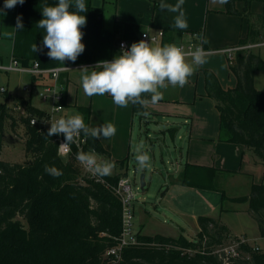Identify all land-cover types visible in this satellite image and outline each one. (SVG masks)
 Listing matches in <instances>:
<instances>
[{"label": "trees", "instance_id": "obj_1", "mask_svg": "<svg viewBox=\"0 0 264 264\" xmlns=\"http://www.w3.org/2000/svg\"><path fill=\"white\" fill-rule=\"evenodd\" d=\"M257 1L262 3L257 25L248 20L246 35L235 45L243 48L235 52V59L229 63L236 78L235 86L223 88L209 69H203V76L205 92L219 112V141L242 144L264 161V88L257 89L253 79L256 70L264 72V59L246 47L264 41V0ZM57 2L25 0L23 5H18L17 16L22 17L23 29L14 32L12 53L22 64L37 61L40 67L63 65L51 60L46 48L43 52L31 51L33 43L42 45L45 35L37 27L43 19L42 8ZM85 2L88 11L82 15L87 23L81 29L85 51L74 63L65 61L64 65L107 60L117 52L121 39H126L130 46L140 41V25L116 21L115 29L109 31L102 25L103 7L93 5L92 0ZM234 3L235 0H229L225 4L226 13H238ZM243 15L249 16L246 6ZM162 30L164 35L171 33V29ZM184 32L192 31H180V35ZM7 109L5 103H0V151L4 121L10 118L13 124ZM25 110L21 120L26 129L24 148L30 154L28 160L9 163L0 158V264H264V250L258 246L255 250L247 241L239 242L237 255L224 262L219 247L229 237V229L219 219L205 215L197 217L199 230L194 239L183 234L138 235L140 244L125 247L118 260L107 262L104 253L114 245L122 230L123 212L121 198L111 187L124 172L106 176L109 186L79 182L74 161L57 154L55 136L48 138V129L39 131L29 123L30 118L40 117L43 112L29 101ZM132 110L139 114L146 112L140 105H132ZM83 111L87 118V109ZM89 148L108 157L99 140L87 137L85 149ZM46 165L62 170L63 175L50 176L45 172ZM115 166L126 167V157L115 161ZM219 172L222 170L187 162L173 182L215 190L213 179ZM229 200L248 203V213L256 221L259 236L264 238V178L260 183H251L247 195Z\"/></svg>", "mask_w": 264, "mask_h": 264}, {"label": "crops", "instance_id": "obj_2", "mask_svg": "<svg viewBox=\"0 0 264 264\" xmlns=\"http://www.w3.org/2000/svg\"><path fill=\"white\" fill-rule=\"evenodd\" d=\"M238 1L239 0H235L234 3L235 9L238 12L236 14L226 13L225 4H219L218 0H214V2H211V0H183V4L178 12H171L161 9L160 5L161 3H165L175 6L179 0H92V4L95 6H102L103 13L105 10L108 11V26H104L103 17L102 25L109 31H113L115 29L116 21L138 24L141 26V31H151L152 34H156L160 29L163 28L171 29L169 36L163 35L161 38L159 43L161 45L173 44L180 38L185 37L182 36L183 33L180 35V31L200 30L202 31V37L206 38L208 42L206 31L211 26L212 21L215 19L214 16H222L221 18L229 26H241L242 23L241 21L239 23L238 19L240 17L241 19L246 20V28L244 33L241 31L238 32V38L228 35H226V38H224V43L236 41L234 44H231L235 46L238 40L246 35L248 20L257 25V15L262 11V3L258 1L261 4V9L254 16H252L251 12L249 11V4L253 0H240L243 3L241 7L237 5ZM18 5L19 4H17L12 9H3L4 0H0V9H3V12H0V62L3 64H7L10 58H14L12 53L13 37L15 32L14 28L16 26ZM245 6L247 11H249V16L243 15ZM180 12L183 13V17L188 24V27L184 30L174 27V19L180 14ZM6 26H9L11 29L4 30ZM223 30L224 29L222 27L220 31ZM209 43L211 44L210 40ZM260 44L262 43H256L254 46ZM204 45L206 48L213 50L212 48H209L208 43H204ZM254 46L249 48L252 50ZM223 54L225 55V53ZM117 55H119V50L114 53L112 58ZM207 56H211L210 53L206 54V63L199 67V69L189 78V82L184 87L181 88L169 86L167 89H162L161 91L163 92L164 98L155 105L150 103L144 107L148 113L147 116L133 112L132 104H129L127 107L123 108L116 106L113 103L112 98L107 95L88 97L84 94L86 98H82L83 101H81L82 99H80L79 96V89L81 91V88H78L76 85V80L79 81V78L85 73L82 71L79 75L77 72L73 71L81 70L83 67H76L63 73L60 81L63 84V100L64 105L66 106L65 113L66 111L70 110L71 113L69 116L73 115V112L81 114L89 127H98L101 124L107 123H112L115 126L116 134L114 136L109 139L101 138L99 140L103 148L108 152V157L105 158L102 156V154L98 153L101 158L114 163L115 161L125 157L126 161H128L127 159L132 149L133 121L136 114L140 116V123L142 120L143 122H147V120H153L154 122H157L159 121V117L170 118L172 121H168L167 119L165 120L168 124L171 123L169 126L170 135L172 134L174 136L176 133H178V130L181 131L177 135V138H180L181 142L178 146H175V152L173 156L175 157V160L178 161L174 170L176 177L183 165L187 162L222 170V172L217 173L213 179V184L217 188L215 190L183 186L173 182L176 177H172L168 187L166 188V191L171 190L173 187V189L178 193V200L176 201L177 207L175 208L177 215H185L186 212L196 211L197 209L201 208L202 204H205L206 207L213 209V212L208 215L210 217L219 219L222 208H220L221 203L219 202V199H217V194L220 193V195H222L220 191H225V185L238 183L242 184L241 182H243L244 193L238 194L237 192H234L230 195L224 193L226 198L225 200H229L230 197L247 195L250 191L251 183L262 182L264 178V161L259 160V158L252 152L251 149L245 147L242 144L219 141V112L215 107L214 100L207 96L205 92L203 69L211 70L217 76L223 88L235 86L236 78L229 69V63L232 62L231 60L227 58L226 70H222L216 64H214L215 61H213L212 56ZM30 64L31 62L22 65L27 66ZM94 66L95 65L88 63V65L84 67H88L90 72L91 68ZM2 72L9 74V72L19 71ZM28 75H30L31 78L36 76L32 74ZM37 77L38 79H36L34 82L31 81V86L39 88L37 92L38 96L42 101L48 103L49 107L48 109H42L41 107L34 106L33 104L31 105L40 109L43 112L42 115H44L46 111H49L51 104L49 99H42L39 93L42 84L48 83L50 79L46 76ZM222 77L227 78L226 83ZM78 83L81 85V81ZM69 87H71V91L68 94ZM24 90H29V92L31 91V89ZM3 93H6V89ZM7 97L8 95L6 94V98ZM15 98V101H17L19 98L23 97L16 96ZM146 99H150V97H147ZM27 101L30 102V98H28ZM8 107L10 108L11 106H7V108ZM22 108L24 113H26L25 106ZM84 108L87 109V118L85 111H83ZM9 119L10 118L6 120ZM10 123L12 126V121H10ZM120 170L121 169L115 166L112 173H116ZM195 195H199L200 199L196 200L194 198ZM246 211L248 213V210ZM196 213L193 216L191 215V219L194 221L197 233L199 230L197 223V217L199 214L196 215ZM179 229L182 232H179L178 235H184L182 228L179 227L176 230ZM176 230L173 229L172 234L165 236L177 237L178 235L175 234Z\"/></svg>", "mask_w": 264, "mask_h": 264}, {"label": "clouds", "instance_id": "obj_3", "mask_svg": "<svg viewBox=\"0 0 264 264\" xmlns=\"http://www.w3.org/2000/svg\"><path fill=\"white\" fill-rule=\"evenodd\" d=\"M228 2L229 0H218L221 5ZM24 3L25 0H4L3 9H12L17 4ZM182 4L183 0H179L175 6L161 3L160 7L178 12ZM3 9H0V12H3ZM87 11L85 0H58L53 6L45 5L42 8L43 19L37 24V27L45 32L42 45L33 43L31 51L43 52L46 48V54L51 60L63 65L65 61L74 63L85 51V44L82 43L84 33L81 29L87 23L82 13ZM174 27L180 30L188 27L182 12L175 17ZM14 29H23L21 16L16 17ZM144 36L145 39L132 43L130 49L121 44L120 54L112 61H99L90 72L88 67H83L81 71L85 74L81 77V86L84 94L88 97L110 96L113 103L122 108L129 104L142 107L150 103L155 105L164 98L162 89L169 86L184 87L199 67L206 63V52L202 45L194 50H185L176 44L157 43L151 31H145ZM149 37L151 42H148ZM197 39L207 43V39L202 36ZM143 115L147 116L148 113L144 112ZM115 134L116 128L112 123L89 127L79 113L53 119L46 133L48 138L60 135L64 137L58 146L61 155H67L71 151V145L81 136L100 140L109 139ZM133 154L139 169L150 167L151 158L147 151L143 150V145L135 146ZM76 159L93 176L101 178L110 176L115 168L114 162L98 159L94 150H81L76 153ZM45 172L54 178L63 175L62 170L54 166L46 165Z\"/></svg>", "mask_w": 264, "mask_h": 264}, {"label": "rangeland", "instance_id": "obj_4", "mask_svg": "<svg viewBox=\"0 0 264 264\" xmlns=\"http://www.w3.org/2000/svg\"><path fill=\"white\" fill-rule=\"evenodd\" d=\"M211 2H214V0H211ZM237 5L241 7L243 5L242 1L239 0ZM260 9L261 4L258 1L253 0L250 2L249 11L251 12L252 16L259 12ZM214 17L215 19L212 21L211 26L206 31V37H208L207 43L209 48L214 50L212 53H210L213 61H215L214 64H216L222 70H226L227 56L222 53L223 51H221V49L233 46L231 44H234L236 41L224 43V38H226V35L238 38V32L241 31L244 33L245 31L246 20L239 17V23L240 21L242 23L241 26H229L221 18L222 16ZM108 18V11L105 10L103 13V24L105 27L108 26ZM222 27L224 30L220 31ZM7 29L10 30L11 28L6 26L4 30ZM209 40L212 45L209 43ZM252 50L264 59V43L254 46ZM73 72H77L80 75L82 71L75 70ZM222 78L226 83L227 78ZM253 79L254 86L257 89L264 88L263 71L256 70L254 72ZM80 81L81 77L79 78V81L76 80V85L78 88H81V91L79 89V96L80 99H82L85 96L82 86L78 83ZM24 85L28 86L31 91L29 92V90H24ZM0 86L6 89V93L0 92V103L5 102L6 106H11L10 108L8 107L9 109L7 110L9 115L13 118L12 126L10 123L11 119L4 121L0 158L9 163H22L28 160L30 154L26 153L24 150V144L27 135L25 133L24 123L21 118L22 116L26 115V113H24V110L21 108L25 106L28 98H30L31 104L41 107L42 109H48L49 105L48 103L42 101L38 96L37 92L39 88L31 86V76L28 74L20 72H9V74H6L5 72L0 71ZM70 91L71 87L68 88V94ZM6 94L8 95L7 98ZM16 96H20L25 99L19 98L17 101H15ZM81 101H83V99ZM70 113V110L66 111L68 116ZM76 113L77 112H73V114ZM139 117L140 116L138 114L134 116L132 149L127 159L128 161H126L127 166L121 169V172H124L123 175H125V173L127 174L131 188L135 193L134 199L131 201L133 213L132 229L134 231V236L137 238L138 235L144 237H150L155 234L168 235L173 233V229L176 230L180 227L183 229L184 235L188 239H194L197 233L194 221L191 219V215L193 216L196 212H198L196 215L199 214V216H206L212 213L213 209L206 207L205 204H202L201 208L197 209L196 211L186 212L185 215H177L175 208L177 207L176 201L178 200V193L173 189V187L171 190L166 191V188L170 183V179L172 177H176L174 170L178 161H176L175 157L173 156L175 152V146H178L181 142V139L177 138L178 133L181 131L178 130V133H176L174 136L172 134L170 135L169 126L171 123L168 124L165 120H172L168 117H159V121L157 122H154L153 120H147V122H143L142 120L141 123ZM137 145H143V150L147 151L151 158L150 167L143 170L137 167L136 161L134 159L133 151ZM69 158L75 162L73 157ZM75 163L74 166L77 168ZM141 173L144 174L145 181L143 189L140 188L139 184V175ZM241 183L242 184L238 183L225 185L226 189L223 193H226L227 195H230L234 192L243 194L244 185L243 182ZM246 190L248 192L247 187ZM194 198L196 200L200 199L199 195H195ZM217 199H219V202L221 203L220 208H222L219 215V220L229 229V237L224 240V243L221 245L223 249L219 250V252L223 254V258L224 256L228 257L226 254V249H228L227 246L230 244L235 245L238 242V239H245L253 246L257 245L261 250H264V238L259 236L256 221L246 211L248 209L247 202L237 203L225 199L223 200L220 193L217 194ZM140 232L144 234H141ZM179 232L182 231L180 229L176 230L175 234L178 235ZM116 243L117 241L113 246H116ZM140 243L141 241H139V244Z\"/></svg>", "mask_w": 264, "mask_h": 264}, {"label": "built area", "instance_id": "obj_5", "mask_svg": "<svg viewBox=\"0 0 264 264\" xmlns=\"http://www.w3.org/2000/svg\"><path fill=\"white\" fill-rule=\"evenodd\" d=\"M145 31H141L139 33V40L145 39L144 36ZM156 37V42L160 43L161 38L164 35L162 29H160L156 34H153ZM182 37L178 41L174 42L177 46L183 47L185 50L188 49H195L197 46H203L206 54L213 52L214 50L208 49L205 47L202 40L197 39L198 36H202V31H192L183 33ZM148 42H151V38H148ZM262 44L264 43L261 42ZM121 44L125 46L126 49H130L129 42L126 39H121L118 42V50L119 54L121 52ZM253 45H247L246 47H252ZM243 47L233 46V47H226L221 49L223 53L227 56V58L231 61L234 60L235 52L238 49ZM114 58L107 59V61H112ZM92 65H96V63H91ZM88 64H78V65H60L54 67H40L37 61H32L30 65L23 66L16 58H11V60L7 64H3L0 62V71H19L24 72L36 76H46L50 79L48 83H44L40 89V96L42 99H49L50 100V109L46 111L44 115L40 117H32L29 120L31 125H35L38 130L48 129L50 127V123L53 119H57L60 117H68L65 113L66 106L63 103V84L60 81L61 75L73 68L76 67H84ZM90 65V64H89ZM24 89H30L28 86H24ZM4 87H0V92H4ZM19 108V107H18ZM23 110V108H21ZM55 140L57 142L56 150L57 154L61 157H73L75 159V165L79 171V182L86 183L87 181H92L94 183L104 184L109 186V183L106 182L105 177L101 178L99 176H93L83 165L79 163L76 159V153L79 151L88 152L90 150H94L98 156V159L101 158L98 155V152L94 148L85 149V145L87 143V137L81 136L77 140L76 143L71 145V151L67 155H61L58 152V146L60 143L63 142L64 137L62 135L55 136ZM115 192L120 196L123 206L122 212V230L120 234L115 238L117 243L116 246L109 247L106 252L104 253V258L107 262H114L121 257V253L123 248L128 245L139 244L138 239L134 236V231L132 229V208H131V201L134 199V192L131 188L130 181L127 177V174L122 175L118 178L117 183L115 186H112ZM239 242H246L245 239H240L235 245H228V249H226V254L228 257L224 256V262L227 261L228 258L235 257L237 255V245ZM226 248V247H224ZM253 248L255 250L258 249L257 245H254ZM222 246L219 247V250H222Z\"/></svg>", "mask_w": 264, "mask_h": 264}, {"label": "water", "instance_id": "obj_6", "mask_svg": "<svg viewBox=\"0 0 264 264\" xmlns=\"http://www.w3.org/2000/svg\"><path fill=\"white\" fill-rule=\"evenodd\" d=\"M139 184H140V188L143 189L144 184H145V181H144V174H143V173H141V174L139 175Z\"/></svg>", "mask_w": 264, "mask_h": 264}]
</instances>
